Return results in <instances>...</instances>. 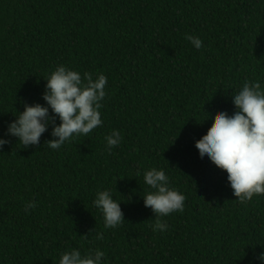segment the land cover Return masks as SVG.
Instances as JSON below:
<instances>
[{"label":"trees","instance_id":"obj_1","mask_svg":"<svg viewBox=\"0 0 264 264\" xmlns=\"http://www.w3.org/2000/svg\"><path fill=\"white\" fill-rule=\"evenodd\" d=\"M61 64L107 76L104 123L59 150L46 144L51 126L36 146L8 138L0 264H58L69 248H100L106 264H264V195L240 204L195 148L245 80L264 86V0H0V136L25 103L45 105L44 79ZM113 130L122 141L109 152ZM152 167L186 197L163 233L137 175ZM105 189L124 214L114 229L92 206Z\"/></svg>","mask_w":264,"mask_h":264},{"label":"clouds","instance_id":"obj_2","mask_svg":"<svg viewBox=\"0 0 264 264\" xmlns=\"http://www.w3.org/2000/svg\"><path fill=\"white\" fill-rule=\"evenodd\" d=\"M185 38L197 50L203 47L199 37L186 35ZM44 80L46 87L42 99L45 105L25 103L23 112H17L4 136H0V150L10 142L8 138H15L26 148L36 146L50 126L53 139L46 144L52 150H59L67 142L87 136L103 125L101 109L107 96L106 75L81 74L61 64ZM231 102L235 111L231 115L220 112L207 135L195 142V148L202 161L210 160L227 173L236 200L243 205L253 197L264 195V86L259 81L245 80L234 90ZM57 118L59 125L55 124ZM105 141L110 152L120 145L122 135L113 130ZM137 175L143 176L150 189L143 203L154 213L153 231L163 233L168 228L163 218L183 213L186 197L171 185L163 169L152 167ZM120 205L107 189L98 190L92 201V206L102 215L105 228L114 229L124 222ZM36 207L35 201H28L24 211L28 214ZM95 239L103 240V233L97 232ZM105 257L106 253L100 248L90 249L83 255L78 249L69 248L59 254L58 264H106ZM258 259L264 262V253Z\"/></svg>","mask_w":264,"mask_h":264}]
</instances>
